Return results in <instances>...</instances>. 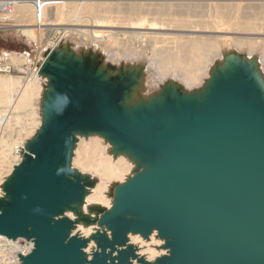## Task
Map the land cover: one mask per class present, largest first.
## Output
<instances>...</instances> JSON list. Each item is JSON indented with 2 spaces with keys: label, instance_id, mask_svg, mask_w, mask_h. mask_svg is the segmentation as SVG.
I'll use <instances>...</instances> for the list:
<instances>
[{
  "label": "water",
  "instance_id": "1",
  "mask_svg": "<svg viewBox=\"0 0 264 264\" xmlns=\"http://www.w3.org/2000/svg\"><path fill=\"white\" fill-rule=\"evenodd\" d=\"M58 55L43 65L58 77L50 119L29 141L33 154L25 153L0 199V234L34 242L23 263L131 264L135 247L119 246L130 232L149 236L156 229L170 255L155 263L139 258L142 264H264V91L253 65L237 57L197 96L207 97L203 102L178 106L168 89L163 108L134 117L123 100L135 73L106 76L69 52L60 68L52 64ZM85 129L106 132L153 163L118 184L115 211L99 207L100 218L81 216L112 231L95 236L91 259L88 240L71 235L75 221L64 215L95 184L71 166Z\"/></svg>",
  "mask_w": 264,
  "mask_h": 264
},
{
  "label": "bare ground",
  "instance_id": "2",
  "mask_svg": "<svg viewBox=\"0 0 264 264\" xmlns=\"http://www.w3.org/2000/svg\"><path fill=\"white\" fill-rule=\"evenodd\" d=\"M4 17L46 48L38 62L12 53L8 63L0 64V72L16 66L17 72L25 73H0V108L7 105L16 113L9 119L23 121L16 138L0 136V199L5 195L3 184L25 153L33 154L29 141L37 139L44 120L50 119L56 91L53 79L58 77L44 72L43 65L55 50L59 57L52 64L60 68L63 52L82 60L92 50L106 55L100 68L106 76L134 72L123 100L134 117L163 108L168 89L178 106L183 101H205L207 97L197 96L208 92L219 71L227 74L237 57L253 65L252 76L264 91V0H0V18ZM52 31L59 33L55 41L49 38ZM25 64L30 66L26 69ZM178 83L187 89L184 96L178 93ZM194 88L199 89L193 92ZM78 138L71 166L82 177L90 174L98 180L85 186L83 202H72L64 215L75 221L71 235L88 240L84 250L91 259L98 249L95 236L111 237L112 231L108 224L88 223L81 216L96 220L101 217L99 207L115 211L122 191L115 195L118 184H112L125 185L138 174L139 166L140 172L150 171L153 163L106 132L85 129ZM20 241L13 245L15 250L27 252L32 245ZM166 243L155 229L149 236L130 232L126 245L119 248L135 247L137 257L130 259L131 264H142L139 258L155 263L170 255Z\"/></svg>",
  "mask_w": 264,
  "mask_h": 264
},
{
  "label": "rangeland",
  "instance_id": "3",
  "mask_svg": "<svg viewBox=\"0 0 264 264\" xmlns=\"http://www.w3.org/2000/svg\"><path fill=\"white\" fill-rule=\"evenodd\" d=\"M58 34L59 33H56V31H52L50 34L51 36H49V38L52 41H55L58 38L57 37ZM45 48L46 46L44 44L42 43L36 44L32 39H29L28 36L24 35L18 27H14L12 20H10L9 18L7 17L0 18V64L8 63L9 62L8 54H12V53H18L19 55L21 54L22 56L28 59L34 60V62L35 61L38 62L39 56L43 55ZM242 56L244 57V55ZM83 58L85 59L86 65L91 70H94L96 69V67H99V68L102 67V64L104 63L106 59V55L102 51H99L98 53H94V51L90 50L87 53L83 54ZM29 66L30 64H25L24 68L27 69V67ZM110 66L112 68L116 67L115 65H112V64H110ZM0 73L4 75H14V76H24L25 75L23 71L17 72L16 66L9 68L8 72L5 71V72H0ZM125 73L133 74L134 72H125ZM122 82L124 83L125 80L123 79ZM204 85L202 87H204ZM178 87L181 90V92H185L187 90V89L185 90V88L180 83H178ZM202 87L201 89H203ZM199 88H194L193 92L194 91L196 92V90H198ZM8 108L9 107H7V105H3V107L0 108V112L1 110L8 109ZM8 110L10 111L6 113L2 112L5 114L0 113V123L2 124L0 125V129L2 126V130H0V136L4 135L5 137H7V136L12 135L14 138H16L15 134L17 133V131H19L23 121L19 123L15 120L9 119L10 114L16 115V113H13V110L11 108H9ZM78 141H79V138L77 136V142ZM111 150L112 148H109L108 152L110 154H113ZM73 156H74V152H73ZM87 176L94 183L98 180L97 178H93L90 174H87ZM119 182L120 181H115L112 185L115 187V185L121 183ZM112 191H114V189H112ZM102 209H103L102 213H104L108 208L102 207ZM79 212L80 214H82L81 211Z\"/></svg>",
  "mask_w": 264,
  "mask_h": 264
},
{
  "label": "built area",
  "instance_id": "4",
  "mask_svg": "<svg viewBox=\"0 0 264 264\" xmlns=\"http://www.w3.org/2000/svg\"><path fill=\"white\" fill-rule=\"evenodd\" d=\"M0 260L2 264H24L21 255H28L34 248L33 240H24L22 244H31L32 246L28 251H17L14 248V244L20 243V239L9 238L0 234ZM13 246V247H12ZM26 252V253H25Z\"/></svg>",
  "mask_w": 264,
  "mask_h": 264
}]
</instances>
